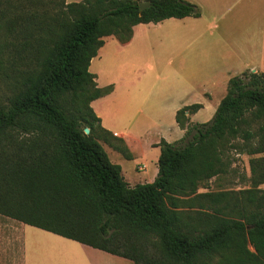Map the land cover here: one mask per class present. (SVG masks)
Segmentation results:
<instances>
[{
    "label": "trees",
    "instance_id": "16d2710c",
    "mask_svg": "<svg viewBox=\"0 0 264 264\" xmlns=\"http://www.w3.org/2000/svg\"><path fill=\"white\" fill-rule=\"evenodd\" d=\"M140 1H3L0 66L28 67L0 102V214L134 264H264V72L231 77L207 122H190L200 103L179 109L185 134L160 141L153 182L131 186L101 143L131 158L92 107L114 89L90 71L105 38L201 16L189 0ZM230 143L251 156L250 186L199 192L228 171Z\"/></svg>",
    "mask_w": 264,
    "mask_h": 264
},
{
    "label": "rangeland",
    "instance_id": "374dc122",
    "mask_svg": "<svg viewBox=\"0 0 264 264\" xmlns=\"http://www.w3.org/2000/svg\"><path fill=\"white\" fill-rule=\"evenodd\" d=\"M3 1H0V45L6 40V29L2 24L1 10L8 8V4ZM71 2L74 0H67V3ZM49 10L53 12L55 7L51 6ZM225 17L227 18L224 20L230 22L227 35L230 36L233 44L216 43L215 46L207 48V52L201 59L190 61L187 58L188 53L195 47L185 49L186 47L182 44L173 43L172 37H160L154 32V28L149 29L144 24L139 25L135 38L130 43H125L126 45H123L115 36L106 37L104 46L93 58L90 71L96 75L98 85L105 87L113 84L117 87L113 96L96 101L92 105L96 112L104 117L105 125L117 130L129 128L139 131L145 124L147 128H151L143 138L146 141L142 148H138L130 159L101 141L111 161L121 164L123 173L131 186L150 182L154 171L158 168L159 153L156 148L149 145V140H160L162 128L173 129L174 127L175 129V119L172 116V110L175 107L183 103L202 102L207 98L205 93L209 92L212 94L211 106L203 110L202 115L198 117V120L207 121L211 118L209 114L213 111L214 105L225 96L231 77L241 75L245 71L254 72V67L258 70L264 68V29L259 31L242 28L240 23L245 20H242L241 15L236 13ZM202 21L207 20L203 18ZM222 21L219 20V24ZM7 39H11L8 34ZM198 51H202L200 46H198ZM27 67L28 65L21 60L15 65L4 62L0 66V102L6 101L11 93L12 84L21 79ZM177 68L191 69L192 76L188 71L183 74L176 73ZM151 89L152 95L148 104L143 107L142 111L137 110L140 98ZM150 103L156 104L161 109L162 121L157 128H155L157 123L153 125L150 119L152 115L149 111ZM250 120L251 126L256 129L260 122ZM231 143L225 148V157L229 162L228 171L210 179L199 189V192L236 190L250 186L247 179L251 176V156L238 152L231 146ZM144 164L146 169L139 170V166ZM261 187L264 188V185ZM13 223H15L13 219L0 214V225H3L0 226V246L31 248L27 249L30 264H42V259L39 258H44L46 254L40 249H81V251L95 249L22 222H20L22 229L20 238H18L17 231L12 233L9 228V225ZM45 236L58 239L60 243L49 241ZM251 250H253L252 247ZM19 251L20 249H10L7 257L4 256V260L10 256L8 260L13 261L15 257L14 261L22 264L23 249L21 253ZM54 252L57 260L52 261L56 264L80 261L77 258L74 259L73 254L69 252L56 250ZM61 258L63 261H60Z\"/></svg>",
    "mask_w": 264,
    "mask_h": 264
},
{
    "label": "crops",
    "instance_id": "0c3cea01",
    "mask_svg": "<svg viewBox=\"0 0 264 264\" xmlns=\"http://www.w3.org/2000/svg\"><path fill=\"white\" fill-rule=\"evenodd\" d=\"M79 1H82V0H74V2H79ZM189 1L195 3L199 6L200 11H201V16H199V17L187 16L184 18H174L173 17V18L165 19V20L158 22V23H141V24L148 26L149 29L154 28V32L156 34H159L160 37H170V38L172 37L173 43H175V44L177 43L179 45L182 44L184 47H186L185 49L195 47V49H191L190 53H188L187 58L190 61H193L194 59H201V57L207 52V48L215 46L216 43H222V44H226V45H232L233 44L232 40L230 39V36L227 35L229 30H230V22H227L226 20H224L227 18L225 16L228 14H235L236 13L238 15H241V19L242 20L244 19L245 21L241 22L240 26L244 29L249 28L248 30L255 29V30H259V31H262L264 29V0H189ZM203 18H206L207 21H202ZM173 19H176V20L173 21ZM219 20H223V21L220 22V24H219ZM141 24L134 26L133 37L126 44L130 43L135 38V36L138 32L137 28H139V25H141ZM151 26H153V27H151ZM221 28H222V30H221ZM216 30H219V31L217 32ZM261 36L263 37L262 34H261ZM243 43L244 42H242V44ZM126 44L123 43V45H126ZM198 46H200L202 48V51H200V52L198 51ZM196 47H197V49H196ZM183 53H184V51H183ZM253 70L255 72L256 71L264 72V68H262V70H258L257 68L254 67ZM185 71H188L190 73V76H192V70L191 69H183L182 70V69L177 68L176 73L179 72L180 74H183ZM116 90H117V87H114L113 91L110 94L94 100L92 102V105L96 101L103 100L104 98H107L109 96H113V94H115ZM151 95H152V89L145 92V94L140 98V105L137 108V110L142 111L143 107L148 104ZM205 95L207 96V98L203 99L202 102H196V103L202 104V107L197 112L190 115V122H192V123H204V122L208 121V120L207 121L206 120H198L199 119L198 117L202 115L201 112L211 106L210 103L212 101V99H211L212 94L209 92L208 93L206 92ZM222 99L223 98H221L214 105L213 111L209 114V117H211V118L213 117V115H214V113H215V111H216V109H217V107H218V105ZM191 104H194V103H190V104L183 103L180 106L175 107L172 110V116H174L175 124H176L175 129H174V127H173V129H163L162 128L160 130V133H161L159 136L160 140H149L150 141L149 145L158 150L159 156L161 153V149L158 146V144L160 143V141L162 139H165L168 142H175L184 136L185 129H182L178 125L177 120H176V113L182 107L187 106V105H191ZM94 110H95V107H94ZM149 111L152 114V115H150V119H151L152 124L154 125L155 123H157L155 128L159 127V123H161V121H162L161 109L159 107H157L156 104L150 103ZM95 112H96V110H95ZM96 114L101 118L102 126L105 129L112 132L116 137L124 140L125 145L127 146L128 150L131 153V158H132L133 153L138 148L139 149L142 148V146L144 145V141H146L143 138L151 130V128H147L146 124L143 126V128L139 129L140 132L137 130L136 131L131 130L129 128H126V130H117L111 126H106L104 123V117L101 114H98L97 112H96ZM105 144L109 145V147H111L113 150H116L109 143H105ZM116 151H118V150H116ZM118 152H120V151H118ZM123 156L125 157L124 154H123ZM159 156H158V159H159ZM145 169H146V167H145ZM158 171H159L158 168L156 169V171H154L152 178L149 180L150 182H153L156 179V177L158 175ZM122 172H123V168H122ZM123 175L125 177L124 173H123ZM125 179H126V177H125ZM126 181L128 182L127 179H126ZM145 183H148V182H145ZM129 184H131V183H129ZM11 219H13V218H11ZM13 221L15 223H13L12 225L10 224L11 227L9 225V228H10V230H12V233H14L16 230L18 233V238H20V232L22 229L21 223H20V221L15 220V219H13ZM0 226H3V225H0ZM61 237H63V236H61ZM64 238H66V237H64ZM46 239H48L49 241H52V242L60 243L59 242L60 240L55 239V238H47L46 237ZM67 239H69V238H67ZM81 244L84 246H89V245H86L83 243H81ZM92 248H94V247H92ZM10 249H20V251H19L20 253H21V249H23V251H22L23 263L22 264H30L28 261V258H27V255H28L27 249H31V248H25V246H23V248L20 246H19V248H16V247L11 246V245L0 246V264H12V263L18 264L16 261H14L15 257H14L13 261L8 260V259H10V256L8 257V259L4 260V256L7 257L6 255ZM54 250L60 251V252H65V253L69 252L70 254H73L74 259L77 258V260H80V261H76V262H64V263L61 262L60 264H134L133 261H131L127 258L117 256V255L111 254L109 252H106V251H103V250L97 249V248H95V249H83L82 251H81V249H40L41 252L43 251L46 254V256L44 258H39V259H42V261H41L42 264H56L52 261L55 259L57 260ZM60 261H63V258H61Z\"/></svg>",
    "mask_w": 264,
    "mask_h": 264
},
{
    "label": "water",
    "instance_id": "95a60500",
    "mask_svg": "<svg viewBox=\"0 0 264 264\" xmlns=\"http://www.w3.org/2000/svg\"><path fill=\"white\" fill-rule=\"evenodd\" d=\"M151 5V2L148 0H144V1H140V8L141 9H145L146 7H149ZM254 71V70H253ZM255 72V71H254ZM188 113V112H187ZM85 132L89 133L90 129L89 128H85Z\"/></svg>",
    "mask_w": 264,
    "mask_h": 264
},
{
    "label": "built area",
    "instance_id": "2783aa9c",
    "mask_svg": "<svg viewBox=\"0 0 264 264\" xmlns=\"http://www.w3.org/2000/svg\"><path fill=\"white\" fill-rule=\"evenodd\" d=\"M145 165L139 166V170H145Z\"/></svg>",
    "mask_w": 264,
    "mask_h": 264
}]
</instances>
